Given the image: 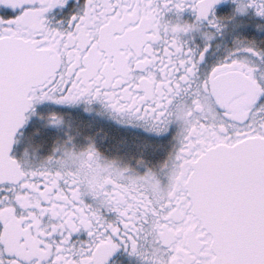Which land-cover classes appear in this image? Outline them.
<instances>
[{
  "label": "snow or ice",
  "instance_id": "obj_1",
  "mask_svg": "<svg viewBox=\"0 0 264 264\" xmlns=\"http://www.w3.org/2000/svg\"><path fill=\"white\" fill-rule=\"evenodd\" d=\"M0 264H264V0H0Z\"/></svg>",
  "mask_w": 264,
  "mask_h": 264
}]
</instances>
